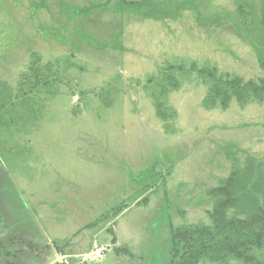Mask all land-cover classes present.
I'll return each instance as SVG.
<instances>
[{"label": "rangeland", "instance_id": "rangeland-1", "mask_svg": "<svg viewBox=\"0 0 264 264\" xmlns=\"http://www.w3.org/2000/svg\"><path fill=\"white\" fill-rule=\"evenodd\" d=\"M261 38L260 0H0V264H168L207 190L264 166V95L217 81L262 85Z\"/></svg>", "mask_w": 264, "mask_h": 264}, {"label": "trees", "instance_id": "trees-1", "mask_svg": "<svg viewBox=\"0 0 264 264\" xmlns=\"http://www.w3.org/2000/svg\"><path fill=\"white\" fill-rule=\"evenodd\" d=\"M239 12L245 15L241 6ZM260 26L262 38L257 47V60L264 71V0H260ZM200 72H207L213 80L217 79L208 69H201ZM217 81L231 87L237 92L235 95L242 99L245 97L241 94L247 91L257 93L259 97L264 95V79L262 85L253 81L244 82L240 77L230 81L218 78ZM231 152L228 150L227 154ZM250 163V174L235 164L228 176L207 190L212 199L218 197L213 205L212 224L172 230L168 264H200L204 260L223 264H264V256L255 254V248L264 247V203L261 204L260 199L251 193V188L257 183L256 176L260 175V179L264 180V166L257 173L255 162ZM123 208L122 205L113 210L118 213ZM237 208L238 211L232 212Z\"/></svg>", "mask_w": 264, "mask_h": 264}, {"label": "crops", "instance_id": "crops-1", "mask_svg": "<svg viewBox=\"0 0 264 264\" xmlns=\"http://www.w3.org/2000/svg\"><path fill=\"white\" fill-rule=\"evenodd\" d=\"M62 94H60L59 96H61ZM70 95L68 94V97H69ZM219 148H222V146L221 147H219ZM125 201V200H124ZM163 200H161V202H162ZM163 203V202H162ZM117 206V205H116ZM115 207V206H114ZM113 207V208H114ZM113 208H111L110 209V211H112L113 210ZM27 209H29V206L27 207ZM125 210V209H124ZM110 211H108V212H110ZM121 213V211L120 212H118L115 216H114V218H116L117 219V216L119 215ZM42 213H40L39 211H34L33 213H32V217H33V219L37 222V223H40V221H42L43 219H42ZM107 215V213H101V214H97L94 218H92L90 221H88V222H83L81 225H80V228H78V229H76L74 232H73V234L72 235H70L69 237H70V239L69 240H71V243L72 242H75V241H77V240H80V238L83 236V235H86L88 238H90L91 236H92V232L94 231V230H92L93 228H89L90 226H93L94 225V223H98V221L100 220V219H102V218H105V216ZM116 226H117V224H116ZM115 232H116V234H117V231H116V229H115ZM45 236V239L43 240V243H42V247L43 246H47L48 245V243L49 244H51L52 245V248L54 247V242H55V240L53 239V237L52 236H49V235H44ZM32 241V240H31ZM82 240H80V242H81ZM33 242V241H32ZM79 242V243H80ZM28 243V242H27ZM56 245H60V244H56ZM25 246V245H24ZM50 246V245H49ZM68 246H66V248H64V250H66L65 252H66V254L68 255V254H74L75 255V253L73 252L74 251V249H68L67 248ZM52 248L51 249H48V250H52ZM73 248V247H72ZM20 249V248H19ZM24 249H26V251H28V248H26V247H24ZM43 249H41V251H42ZM56 254L57 255H63V253L62 252H58V250L56 249ZM77 254H79V253H77ZM15 255H18V253H16ZM12 256H14L13 254H11V257Z\"/></svg>", "mask_w": 264, "mask_h": 264}, {"label": "built area", "instance_id": "built-area-1", "mask_svg": "<svg viewBox=\"0 0 264 264\" xmlns=\"http://www.w3.org/2000/svg\"><path fill=\"white\" fill-rule=\"evenodd\" d=\"M105 250H106V246L100 245V246L96 247L94 250H92L90 253H88V255L100 257L104 254Z\"/></svg>", "mask_w": 264, "mask_h": 264}]
</instances>
